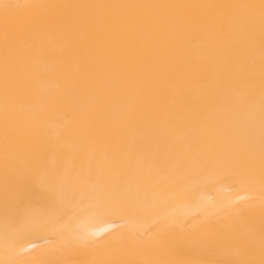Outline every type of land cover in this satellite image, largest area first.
<instances>
[{"label": "bare ground", "instance_id": "1", "mask_svg": "<svg viewBox=\"0 0 264 264\" xmlns=\"http://www.w3.org/2000/svg\"><path fill=\"white\" fill-rule=\"evenodd\" d=\"M3 4L52 7H0V264L264 261V0Z\"/></svg>", "mask_w": 264, "mask_h": 264}, {"label": "snow or ice", "instance_id": "2", "mask_svg": "<svg viewBox=\"0 0 264 264\" xmlns=\"http://www.w3.org/2000/svg\"><path fill=\"white\" fill-rule=\"evenodd\" d=\"M4 9L5 19V36L7 38L8 26H9V11L11 9L18 8H39V7H52L48 5H0ZM70 7V6H65ZM264 7V5H262ZM52 185L49 182L47 173L40 168L28 167L21 171L16 177L14 182L9 186L6 183L5 187V214L10 213L19 215L21 209H23L26 201L32 197L45 196L52 193ZM161 227L169 230L171 235H186L204 238L207 240H214L218 242L223 241L225 234L230 231L229 226L226 224H213L209 222H201L198 225L185 224L180 221H173L171 223L162 225ZM81 243L87 244V240H81ZM215 264H233L232 261L221 260L216 261ZM252 264V262H248ZM264 264V261H261Z\"/></svg>", "mask_w": 264, "mask_h": 264}]
</instances>
